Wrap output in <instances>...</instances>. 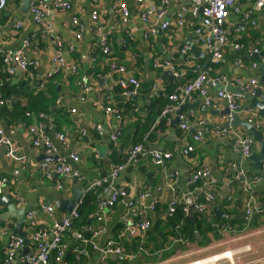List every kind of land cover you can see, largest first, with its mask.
Listing matches in <instances>:
<instances>
[{
	"label": "crops",
	"instance_id": "crops-1",
	"mask_svg": "<svg viewBox=\"0 0 264 264\" xmlns=\"http://www.w3.org/2000/svg\"><path fill=\"white\" fill-rule=\"evenodd\" d=\"M66 1L70 5L69 10L54 8L52 0L32 1L36 5L42 4L47 7L46 22L50 25V31L47 33H42L43 28L35 24L30 8L27 12L22 11L23 0H7L6 7L0 14V56L5 57L22 52V57L29 63H34V70L31 71L32 83L30 82L33 89L43 85L42 90L35 91L47 93L52 98L51 104L49 102L46 104L49 109L47 114L44 111L37 114L30 113L28 116L25 115L23 121L19 120L11 125H6L0 120V128L6 130V136L16 149L13 159H7L0 149V178H4L7 182L2 194L8 195L17 209L26 211L27 222L22 226V231L27 234L30 241L27 252H32L34 249L31 235L35 230L46 231L49 234L48 240H51L50 233L54 224L61 221L67 214L56 210V201H68L74 188L77 187L83 191L90 182L103 178L101 177L103 173H109L111 168L119 166L124 168L115 179L114 187L124 190L127 196L121 203L108 209L102 220H92L89 224V227L98 230L94 238L97 249L90 248L89 256L82 259L83 262L78 261L81 264H124L123 260H127L129 264H188L199 257L244 245H249L252 249L244 260L264 257V213L248 218L244 209L239 207L244 213V216L239 219L246 222L241 232L236 233L231 229L219 230V237L215 239L212 232L205 230L203 226L202 233L196 231L198 235L195 232L196 238L193 240H182L178 233V224L170 225L171 220L165 215L173 199H179L185 206H187L186 195L190 194L194 200L195 188L190 181V176L195 169L205 167L209 170L211 179L214 180V185L208 190L214 192L215 200L212 207L220 208L223 214L220 219H233L227 210L232 209L234 203H226V197L223 202L219 198L224 191L227 192L229 189L234 202L238 199L241 202L247 200L245 198L249 196L248 193L242 191L243 193L239 196L238 192L240 189L243 190V187L237 180V176L240 172L245 176L244 172L248 168L255 170L250 161L241 157L239 149L232 141L221 134L223 130H229L223 127L228 118L221 115V112L227 108V104L216 98L217 88L212 87L208 90V96L212 101L210 108H204V99L197 94L186 103L189 104L188 108L192 107V109H183L179 119L186 126L187 131L181 130L182 124L176 127L169 125L163 130L158 129L162 122L159 120L161 114L157 112L148 95L150 86L160 76L159 70L153 66V61L155 59L161 62L172 61L170 64L178 68L183 65L187 66L183 63L184 58L180 49L186 45L184 43L187 40L194 44L192 29H177L174 22L176 15L182 7L188 6V2L186 0H142L140 3L136 0ZM163 1L166 3L162 4ZM120 2L125 3L129 10L126 27L121 25L119 15L114 9V6ZM247 7L249 6H244L242 9ZM145 9H153L155 13L163 10L164 19L171 24L169 29L159 31L153 37L144 40L140 15ZM93 11L98 13L104 32L110 35L111 54L109 56L98 53L100 50L97 48V37L93 30L94 23L90 19ZM254 17L257 26L252 29H249L248 23L242 22L239 16L231 17L229 21L234 26L228 27V31L233 34L229 36V39L236 40L244 36L250 44L249 47L258 48L264 42L262 27L264 26V11L254 13ZM74 19L83 27L79 38L77 37L78 28L73 24ZM152 22L157 27L155 19H152ZM17 25L19 27L16 29ZM234 28H237L238 32H235ZM258 34L260 39H258ZM127 35H130V38ZM154 48L158 49L160 54L158 57H154L156 54ZM197 48L201 56L196 58L192 56L190 61L192 65L200 63L199 67L203 69L208 63L209 56L201 47ZM260 52L264 54V51ZM234 55L235 53L226 48L223 61L214 69L213 76L222 74L242 80L256 78V71L250 70L247 62L243 67L235 66ZM56 57L62 59L64 73L53 77L56 75L54 74L56 62L53 61ZM113 62H119L126 68V73L122 75L123 79L133 77L138 80L141 87L136 95H128L118 86L117 82L121 75L110 70ZM257 63L260 64V61ZM7 67L13 70V75L8 76V81L12 80L14 85H18L19 82L21 84L26 80L24 75L16 70L9 56ZM73 68L75 71H72ZM179 80L165 78L161 88L164 90L165 86L179 82ZM263 87L264 85H261V88ZM53 92L56 93L54 97H52ZM161 93L164 95V91ZM5 100L7 107L15 101L21 102L22 105L26 101L21 96L5 97ZM246 103L245 99H241L239 108ZM108 107L119 111L123 120L119 122L112 114H106L105 110ZM71 109H75L76 112L71 113ZM247 110L239 112V118L243 120L259 118L258 128L264 130L262 115L258 112L250 114L252 110ZM174 119L175 115H172L171 122ZM39 122L43 124L44 133L54 145V152L50 155L46 154L43 149L34 148L31 144L27 128ZM148 125L151 126L150 131L153 130V140H148V135H146L140 145H143L146 152L170 153L172 158L166 164L165 169L153 165L149 154L143 155L135 165L128 166L124 161L118 163L117 166H109L107 154L109 144L113 145L119 153L121 149L127 153L133 146V141L141 139L144 127ZM97 126L101 128L100 132L96 130ZM118 126L123 128V132L121 130V136L114 144L110 137ZM230 129L243 136L247 135L240 128ZM82 131H85L84 137L80 135ZM198 132L202 133V142L193 143L192 135ZM58 134L63 135L66 141H58L56 138ZM187 144L192 145L194 151L185 156L184 150ZM259 152L260 147L254 143L252 154ZM73 153L78 155L79 161L73 163L72 167L78 170L82 177L77 185L53 171L58 158ZM44 157H48L49 161L45 162ZM41 165H44V168H41ZM245 178L249 180L246 176ZM235 181L239 184L234 185ZM249 181L252 182L250 188L252 200L264 208V203L257 201L258 198L264 199V174L260 180ZM205 187L206 185H203L204 189ZM143 192L149 194L144 203L146 205L154 203L152 215L150 212L143 215L138 208L134 212L127 205L128 202L134 203L137 196ZM95 193L102 194V197L107 196L101 188ZM42 203L54 208L52 216L39 210L38 207ZM7 212L6 207H0V221L2 222L0 225V259L5 256V246L9 238L13 236L16 224V219L9 217ZM194 213L188 217L193 218ZM28 215L31 216L28 217ZM154 218L155 222L152 225ZM32 220L36 226L34 231L29 227ZM140 220L151 223V229L143 239V245L144 247L148 245V251L144 249V252L139 253L137 250L133 254H127L124 250L126 255L133 257L132 260L126 256H122L123 258L111 256L101 262L99 250L105 241L116 233L117 237H121L127 221ZM103 228L106 231L102 232ZM126 235L120 240L121 244L127 246L128 249L122 247L132 252L130 251L133 249L131 246L134 247L133 242L136 240ZM234 238V242L226 246L220 245L223 239L231 242ZM64 242L66 243L64 260L71 258L67 264H73V254L70 252L73 241L66 236Z\"/></svg>",
	"mask_w": 264,
	"mask_h": 264
},
{
	"label": "built area",
	"instance_id": "built-area-1",
	"mask_svg": "<svg viewBox=\"0 0 264 264\" xmlns=\"http://www.w3.org/2000/svg\"><path fill=\"white\" fill-rule=\"evenodd\" d=\"M89 2H94L96 0H87ZM188 2L187 7H182L179 13L176 15L175 26L177 29L181 28H190L192 29L194 37V45L201 47L204 52L209 56L210 62L219 65L224 58V54L227 50L230 49L231 52L235 53L237 56L234 58V64L237 67H243L244 60L250 59L254 55L258 54L260 51H264V42L260 44L259 48L245 46L242 43L230 42L228 39L229 31L228 27H233L230 23L231 17H240L242 22H247L249 28L257 26L254 13L264 11V0H186ZM140 3L142 0H136ZM166 3L163 1L162 4ZM7 0H0V14L2 10L6 7ZM52 5L54 8L61 10H69L70 5L66 0H52ZM244 6H249L245 9ZM114 9L119 15L120 23L122 26L128 25L129 20V10L128 6L123 3H117L114 6ZM201 10V11H200ZM30 13L33 17V20L36 25L43 28L42 33H47L50 31V25L46 22L47 7L42 4L30 5ZM153 16V17H152ZM91 21L94 23V32L97 37V48L102 52L103 56H109L110 53V35L104 32V28L100 23L99 15L96 11H93L90 16ZM140 19L142 20V38L147 40L150 37H153L158 31H166L171 26L169 21L164 19V11L160 10L155 13L153 9H145L141 12ZM152 19H155L157 27L152 22ZM73 24L78 28L79 38L83 27L80 23L74 19ZM19 27V25L16 26ZM263 30H264V26ZM159 29V30H158ZM235 32H238L237 28H234ZM128 36V35H127ZM130 38V35L128 36ZM189 47L184 45L181 49V55L184 58L183 63L192 66L190 59L192 55L190 54ZM9 58L13 61L14 67L24 75L32 83V74L31 71L34 70V63H29L23 56L22 52L9 54ZM8 56H0V89L3 86L2 75H12V68L7 67ZM190 56V57H189ZM56 62L54 68V74H63V61L62 59L56 57L53 60ZM153 66L155 69H161V71L171 72L175 77H182L184 73L175 69L170 61L155 59L153 61ZM250 70H256L257 63L251 62L248 66ZM110 70L114 73H117L120 76L117 84L119 87L125 90L128 95H136L140 90V83L135 78L123 79V76L126 73V68L119 62H113L110 65ZM75 71V68L72 69ZM211 71V70H209ZM196 77L189 81L185 86L178 87L173 94L168 96V104L163 108L159 120L164 122L166 125L170 124L171 116L175 115L179 107L186 104L192 100V97L197 94L200 98L204 99V108L212 107V101L208 96V90L212 87H221V90L216 93V98L218 100L225 101L228 106V109L231 112H236L239 109V101L241 100L242 92L252 93L255 88H257L258 81L255 78H250L248 80H242L239 78H230L227 75H218L210 76L208 72H202L199 66H196L194 69ZM163 76V75H162ZM158 76L150 87V94L156 95L159 93L162 84L164 83L163 77ZM44 83V81H43ZM232 85L237 87L240 91V94L236 95L232 92L226 90V87ZM43 85L37 86L36 90H42ZM264 95V89L262 90ZM7 105V101L2 97L0 93V107ZM248 111V110H247ZM71 113H75V109L70 110ZM106 114H112L117 121L121 122L123 119L120 115V112L112 109L110 107L106 108ZM256 113L252 110L249 112ZM29 113L26 115L28 116ZM180 120V119H179ZM248 122L254 123L256 126L259 124V118L254 119H245ZM182 131H187V128L184 124L180 126ZM223 130L222 135L227 136L228 140L239 149L241 157L246 160L252 153L253 140L248 136H243L235 130ZM98 132L101 131L99 126L96 127ZM121 127L118 126L116 130L112 133L110 140L112 143L116 144L118 139L121 136ZM28 134L31 138V144L36 149H43L46 154L50 155L54 152V145L44 133V127L42 123L33 124L27 128ZM81 137H84L85 131L80 132ZM56 138L60 142H65L66 139L63 135H56ZM203 136L201 132L192 135L191 141L193 143L202 142ZM0 149L3 151L7 159H13L16 155V149L9 141L6 136V130L0 128ZM194 151V147L190 144L186 145L184 150V155L187 156ZM149 154L151 156L152 164L165 168L166 163L171 160L172 155L167 152H146L143 145H136L129 149L127 152L126 164L128 166L135 165L139 159L145 155ZM79 161L78 155L73 153L66 157H60L56 161L54 166V173L67 179L69 182L79 181L82 179L81 174L78 170H75L72 167L73 163ZM264 171V164L262 165ZM41 168H44V165H41ZM124 167L111 168L110 172L106 177L99 178L96 181L90 182L83 190V196L90 192H97L98 189H103V193L106 192L107 196L102 197V194L97 195L96 200V209L94 213L90 216L92 220L100 221L102 217L106 214L108 209L114 207V205L121 203L127 196L124 190L116 189L114 187V181L123 170ZM261 178H256L255 181L260 180ZM237 180L241 182L243 190L245 193H248L247 200L242 201V205L245 210V214L248 217L253 215H260L264 212V209L260 204H256L250 195L251 182L247 180L242 172L237 176ZM190 181L192 185L196 186L195 192L198 193L194 198L197 200L196 207L204 211L205 213L210 212V204L213 202V197L203 189L202 185H206L208 189L214 185V180L211 179L209 170L205 167L197 168L193 171L190 176ZM6 180L0 178V194L4 192V187L6 185ZM200 183H203L200 185ZM58 188H61L60 185H57ZM228 200L232 199L231 191L229 189ZM199 194L203 195V202L199 199ZM148 193L143 192L137 196V200L132 203L128 202V207L136 212V209H140V213L146 215L148 212L150 214L154 210V203L146 205L144 203L145 199L148 198ZM178 201L172 200L169 206V213L174 212L175 204ZM81 204L79 202L70 213L66 214L64 218L60 221V224H54L51 234V240L49 239V234L41 229L35 230V222L32 220L29 224V227L34 231L31 235L32 242L34 243V249L32 252H29L27 255H22L21 251L24 247V240L17 236H12L9 238L5 246V256L3 259H0V264H49L51 260L55 264H64V256L66 254V243L64 242V237L69 234L73 240V244L70 252L73 254V257L76 262L85 259L89 256V249H97L94 244V238L97 236V231L92 227H85L83 231H76L73 227L75 221L79 219L78 206ZM42 210L49 216H52L54 209L49 204H42ZM31 215H28V217ZM151 228V223L148 221H127L126 226L124 225V231L121 237L128 235L129 238L139 240V253L144 252L143 239L145 235ZM106 231L105 228L102 229V232ZM88 232L89 235L85 236L83 233ZM126 235V236H127ZM121 237L113 238L109 237L100 251V260L103 262L105 259L111 256L122 257L126 256L130 260L129 255H126L124 249L119 245V240ZM221 241L220 245L226 246L232 242ZM55 252L54 256L52 253ZM252 249L249 245H244L238 248H228L222 250L218 253L205 256L199 259H196L188 264H264V257L252 260H244L247 254L251 253Z\"/></svg>",
	"mask_w": 264,
	"mask_h": 264
},
{
	"label": "trees",
	"instance_id": "trees-1",
	"mask_svg": "<svg viewBox=\"0 0 264 264\" xmlns=\"http://www.w3.org/2000/svg\"><path fill=\"white\" fill-rule=\"evenodd\" d=\"M233 35L232 33L229 32L228 35V39L229 36ZM258 39H260V35L258 34ZM230 42H238V43H242L245 46H250V44H248V40L247 38H245L244 36L237 38L236 40H231L229 39ZM259 46V44H258ZM182 49V47H181ZM180 49V50H181ZM155 50V56L154 57H158L160 54L158 53V49L154 48ZM98 53H102L100 51H98ZM102 55V54H101ZM178 55V54H177ZM237 56L236 54L234 55V57ZM190 57V56H189ZM244 62L246 63L247 61L244 60ZM221 64V63H220ZM219 64V65H220ZM187 65V64H186ZM196 66H200V63L197 62V64H194L192 66L190 65H183L181 68L175 67L176 70L178 71H182L184 73V75L182 77H180L179 82H175L174 84H171L169 86H165V91H164V95H159L158 93L156 95H152L150 93H148V95L151 97L157 112L159 114H161L160 112H162L163 108L168 104V96L174 93V90L177 87H183L185 86L189 81L193 80L196 77V74L194 73V69ZM160 76L163 75V71H161V69H158ZM61 74H56L53 77L59 76ZM211 76H213L212 74H210ZM51 77V79L53 78ZM8 76H4V86L1 89V93L2 96H4V98H12L13 96L15 97H22L23 99H25V104L22 105L21 102H17L15 101L14 103H11L12 105L10 107H7L6 105L0 107V120L4 121L6 125H11V123H14L16 121H23L24 117L27 113H41V111H44V113H46L49 109L47 107V103L49 102V104H51V99L47 93L41 92V91H35L36 89H33V87L30 86V81L28 79H26L23 83L18 85H14L12 80L8 81ZM54 94L56 93H52V97H54ZM47 114V113H46ZM35 121V120H33ZM124 127V126H123ZM150 125L145 126L144 130L141 134V139L139 140H134L133 141V146L138 145L140 143L143 142V139L146 135H148V140H153L154 135L153 130L150 131ZM167 128V125H165L164 122H161L159 124L158 129H164ZM122 132H123V128H122ZM135 137H137L135 135ZM119 140V139H118ZM132 146V147H133ZM108 161H109V166H117L118 163H122L124 161H126L127 159V153L123 152L121 149V153L118 152V150L111 144H109V148H108ZM245 176L249 179V180H254L256 177L258 176H262L264 174V171L261 169H256L253 170L252 168H248L245 172ZM108 173H103L101 175V177H105L107 176ZM239 182L235 181L234 185H238ZM256 191V190H255ZM99 193V192H98ZM239 196L243 193L242 189L239 190ZM253 194H256L255 192H253ZM96 196L97 193H87L82 201V204L78 207V213H79V219L77 221L74 222L73 227L76 229V231H81L84 230L85 227L89 226V224L92 222V219L90 218V216L94 213L95 209H96ZM258 203H264V199L262 198H258L257 199ZM226 202V200H225ZM228 203V202H226ZM261 205V204H260ZM239 207H241V203H240V199H238L237 201L234 202V207L230 210H227V212L229 214L232 215L233 219L230 220H224V219H220L215 217V216H211V218L209 219V217H206L202 214H200L199 212H195L193 214V218H188L183 210V207H178L176 214L174 215V217L172 219H170L171 221H169V224L172 226H176L178 224V233L181 236L182 240H188V239H195V232L196 231H200L202 233V229L203 226L205 228V230L212 232V235L215 239H217L219 237V230H232L236 233L241 232L244 229V226L246 225V222L241 218L242 216H244L243 212H241V209H239ZM242 208V207H241ZM256 215H253V217H255ZM124 229V228H123ZM124 231V230H123ZM122 231V232H123ZM121 232V233H122ZM85 236H88L89 233L88 232H84L83 233ZM118 234L116 233L113 237L117 238ZM124 237V236H123ZM189 237V238H187ZM71 238V237H70ZM122 239V238H121ZM180 239V240H181ZM135 241V240H134ZM134 247L131 246L130 251L132 252H128L126 249H128V247L124 246L121 244V240H119V245L122 247L124 246L125 248H123L127 254H133L135 253L137 250H139V242L135 241L133 242ZM145 251H148V245L146 244L144 247ZM55 252L52 253V256H54ZM71 260V258H68V260H64V264L69 263V261ZM67 261V262H66ZM124 264H129L127 262V260H123ZM73 264H81L80 262H76L74 260L73 257ZM83 262V260H82ZM50 264H55V262H53V260L50 261Z\"/></svg>",
	"mask_w": 264,
	"mask_h": 264
},
{
	"label": "water",
	"instance_id": "water-1",
	"mask_svg": "<svg viewBox=\"0 0 264 264\" xmlns=\"http://www.w3.org/2000/svg\"><path fill=\"white\" fill-rule=\"evenodd\" d=\"M33 0H23L22 4V11L27 12L28 9L30 8V5L32 4ZM201 11V10H200ZM159 30V29H158ZM159 33V31H158ZM184 44H186L189 47L190 54L193 57H200V51L198 48L191 43L190 40H187ZM166 58L168 59V55H166ZM254 61H260V64L256 68V75H257V80L261 85H264V54L259 53L256 54L252 57ZM172 62V61H170ZM207 65V64H206ZM205 65V66H206ZM205 68V67H204ZM163 76L166 77L168 80H172L173 76L171 72L165 71L163 73ZM226 90L229 92H232L236 95L240 93V91L237 88H234L232 86L226 87ZM160 95L162 94L161 92L159 93ZM242 98L247 101L246 104L243 105L242 108H240L237 112H230L228 108H225L223 112H221L222 116H226L228 118V121H226L223 125L224 128H240L242 129L245 133H247L248 137L254 141L259 147H260V152L255 153L250 155L246 160L250 161L253 165L254 168L260 169L262 168L263 162H264V130H261V128H258L254 123L248 122L247 120L240 119L238 116V113L241 111H245L247 109H251L254 111H257L260 113L263 117V122H264V95L262 94L261 88L257 87L254 89L253 93H247V92H242ZM189 104H184L180 106L178 111L175 114V119L170 123L171 127H176L181 124V121L179 120V115L182 112L183 109L188 108ZM188 109H192V107H189ZM45 162L49 161L48 157H44L43 159ZM73 184L77 185V181H74ZM226 192H223V195L219 198L221 201L224 200ZM210 195L214 196V192L210 191ZM83 197V191L80 188H74L72 191V196L68 201H56L55 206L56 210L59 213L65 212V213H70L72 209L80 202V200ZM186 204L188 206V216H191L193 212H200L203 214L204 212L199 209L195 208V205L193 204L192 197L190 195L185 196ZM0 206L1 207H6L8 212L9 217H13L16 219V224L14 225V230H13V236L20 237L24 240V247L22 249V255L28 254V246L30 244V241L27 238V234L22 231V226L26 224V211L23 209H17L16 205L14 202L11 200V198L8 195H2L0 197ZM213 215L217 218L223 217V214L220 210V208L214 207L213 208ZM0 221V225H1ZM60 224V222H58ZM198 235V232H196ZM27 252V253H26ZM121 258V257H118Z\"/></svg>",
	"mask_w": 264,
	"mask_h": 264
},
{
	"label": "clouds",
	"instance_id": "clouds-1",
	"mask_svg": "<svg viewBox=\"0 0 264 264\" xmlns=\"http://www.w3.org/2000/svg\"><path fill=\"white\" fill-rule=\"evenodd\" d=\"M253 28H255V27H253ZM249 29H252V28H249ZM257 48V47H256ZM259 48V47H258ZM259 53H262V52H259ZM258 53V54H259ZM251 62H256L257 63V61H254L252 58H250V59H247V63H248V66H249V64L251 63ZM245 63V62H244ZM259 64L257 63V66H258ZM17 70V69H16ZM18 71V70H17ZM256 71V70H255ZM164 73V72H163ZM160 74V73H159ZM5 75V74H4ZM4 75H2V80H3V84H4ZM13 75V74H12ZM6 76H9V75H6ZM211 76V75H210ZM213 77V76H212ZM25 78V77H24ZM255 79H257V78H255ZM138 81V80H137ZM4 86V85H3ZM3 86L1 87V89L3 88ZM30 86L32 87V85H31V83H30ZM230 86H232V85H230ZM37 87V86H36ZM36 87H35V89H36ZM141 87V86H140ZM151 87V86H150ZM233 87V86H232ZM257 87H259V88H261V86H257ZM217 88V92L218 91H220L221 90V87L219 86V87H216ZM234 88H237V87H234ZM1 89H0V93H1ZM238 89V88H237ZM264 89V87L263 88H261V91ZM239 90V89H238ZM254 91V90H253ZM139 92V91H138ZM248 93V92H247ZM253 93V92H252ZM234 94V93H233ZM240 94V93H239ZM251 94V93H250ZM1 95H2V93H1ZM160 95V94H159ZM162 95V94H161ZM241 96H242V94H241ZM3 97V96H2ZM4 98V97H3ZM5 99V98H4ZM241 99H243V98H241ZM180 108V107H179ZM227 108H228V106H227ZM240 109V108H239ZM238 109V110H239ZM237 110V111H238ZM230 111V110H229ZM236 111V112H237ZM231 112V111H230ZM257 112V111H256ZM176 114V113H175ZM180 116V115H179ZM170 123H171V121H170ZM181 124H182V122H181ZM180 124V125H181ZM170 125V124H169ZM169 125H167V126H169ZM179 125V126H180ZM230 128H232V127H230ZM228 129V128H227ZM246 136H248V135H246ZM252 139V138H251ZM254 142V141H253ZM256 144V143H255ZM139 145V144H138ZM136 146V145H135ZM251 155H252V153H251ZM170 161V160H169ZM168 161V162H169ZM167 162V163H168ZM166 163V164H167ZM264 163V162H263ZM166 166V165H165ZM263 167V166H262ZM165 169V168H164ZM261 169V168H260ZM263 170V169H262ZM263 178L262 176H258V177H256V178ZM255 178V179H256ZM200 185H202L201 183H200ZM251 185H252V182H251ZM193 187L194 188H196V186H194L193 185ZM202 187H203V185H202ZM251 188V187H250ZM204 189V188H203ZM210 189V188H209ZM208 189V187H205V189L204 190H206L209 194H210V191H208L209 190ZM196 191V190H195ZM243 192H244V190H242ZM226 192V191H225ZM226 194H227V196H226ZM226 194H225V197H226V201L228 202V203H234V200H233V196H232V199L231 200H228V193L226 192ZM190 195V194H189ZM196 195H198V193L197 192H195L194 193V197L196 196ZM231 195H232V192H231ZM191 196V195H190ZM212 197H213V195H211ZM83 198H84V196L82 197V199L80 200V202H81V204H82V201H83ZM248 198V197H247ZM225 199V198H224ZM173 200H177L178 201V203L177 204H175V208H174V212L173 213H169V206H170V203L172 202H170L169 203V205H168V207H167V209H166V211H165V215L166 216H168L170 219H172L173 217H174V215L176 214V211H177V208L178 207H183V210H184V212H185V214H186V216L188 217V206H185L184 204H183V202L182 201H180L179 199H173ZM198 200H200L201 202H203V195L202 194H199V199ZM214 200H215V198L213 197V202L209 205L210 206V212L209 213H205L204 211V213L202 214V215H204V216H206V217H209V219L211 218V216H214L213 215V204H214ZM193 201V204L195 205V208L196 209H199V208H197L196 207V203H197V200H195V198H194V200H192ZM223 202V201H222ZM240 203H241V201H240ZM80 204V205H81ZM241 207L244 209V207H243V205H242V203H241ZM54 209V208H53ZM264 209V208H263ZM200 211H201V209H199ZM196 212H198V211H196ZM244 212H245V210H244ZM194 213V212H193ZM200 213V212H199ZM264 213V212H263ZM68 214V213H67ZM201 214V213H200ZM151 215H152V213H151ZM246 215V214H245ZM261 215V214H260ZM256 216H258V215H256ZM248 217V216H247ZM189 218V217H188ZM248 218H252V216L251 217H248ZM60 222V221H59ZM155 222V218L152 220V225H153V223ZM57 224H58V222H57ZM151 229V228H150ZM81 231H83V230H81ZM150 231V230H149ZM148 231V232H149ZM147 235V234H146ZM145 235V236H146ZM66 236H68L69 238H70V236H69V234H67ZM65 236V237H66ZM50 237H51V234H50ZM52 238V237H51ZM71 239V238H70ZM72 240V239H71ZM136 241H138L139 242V240L138 239H135ZM73 241V240H72ZM73 244V243H72ZM71 247H72V245H71ZM27 255V254H26ZM203 257H205V256H203ZM121 258H123V257H121ZM199 258H202V257H199ZM198 258V259H199ZM258 259V258H257ZM50 264V263H49Z\"/></svg>",
	"mask_w": 264,
	"mask_h": 264
},
{
	"label": "flooded vegetation",
	"instance_id": "flooded-vegetation-1",
	"mask_svg": "<svg viewBox=\"0 0 264 264\" xmlns=\"http://www.w3.org/2000/svg\"><path fill=\"white\" fill-rule=\"evenodd\" d=\"M196 47H197V46H196ZM217 66H218V65H215V64L211 63V62H210V59H209L207 65L204 66L205 68L203 67V69H202V67H201V71H202V72H203V71H204V72H208L209 74H212V75H213L214 69H215ZM209 70H211V71H209ZM172 76H173V75H172ZM217 76H218V75H217ZM162 77H163V80L166 78V77H164V76H162ZM173 78L178 80L180 77H175V76H173ZM256 78H257V77H256ZM166 79H167V78H166ZM154 81H155V80H154ZM257 81H258V80H257ZM258 85L260 86L259 81H258ZM177 88H178V87H177ZM177 88H176V89H177ZM176 89H175V90H176ZM175 90H174V91H175ZM163 91H165V88H164V90H163L162 88H160L159 93H160V92H163ZM159 93H158V94H159ZM2 195H4V194H0V197H1ZM42 204L44 205V203H42ZM42 204H41V205H42ZM41 205H40L38 208H39L40 211H43ZM0 207H1V206H0ZM43 212H44V211H43ZM44 213H45V212H44Z\"/></svg>",
	"mask_w": 264,
	"mask_h": 264
},
{
	"label": "bare ground",
	"instance_id": "bare-ground-1",
	"mask_svg": "<svg viewBox=\"0 0 264 264\" xmlns=\"http://www.w3.org/2000/svg\"><path fill=\"white\" fill-rule=\"evenodd\" d=\"M79 207V206H78Z\"/></svg>",
	"mask_w": 264,
	"mask_h": 264
}]
</instances>
